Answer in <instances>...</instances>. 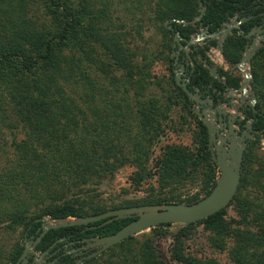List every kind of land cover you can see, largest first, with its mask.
<instances>
[{
	"label": "trees",
	"instance_id": "1",
	"mask_svg": "<svg viewBox=\"0 0 264 264\" xmlns=\"http://www.w3.org/2000/svg\"><path fill=\"white\" fill-rule=\"evenodd\" d=\"M201 1L206 5L201 20L185 25L176 20L196 17L199 0H122L127 13L142 14L132 26L137 33L142 23L158 28L160 42L148 50L130 46L128 21L117 14L115 0H0V135L4 127L20 128L24 134L17 139L12 133L13 154L0 169V224L12 229L22 226L23 239L24 231L33 233L44 215L80 217L133 205L193 203L209 193L219 170L207 147L206 127L174 80L173 30L189 38L200 27L215 31L235 14L239 19L263 8L257 6L259 0ZM34 5H43L50 15L48 25L35 18ZM257 20L259 16L249 18L240 27L247 32ZM237 31L233 29L223 44V56L230 66L244 51L246 38ZM215 45L210 40L192 49L195 67L187 83L190 90L210 94L214 100L222 99L216 90L226 85L237 88L242 80L240 74L217 67L225 80L222 83L198 60L201 56L212 65L206 52ZM159 61L167 63L166 81L152 70ZM250 70L255 108L262 113L255 123L259 129L264 127V44L253 55ZM151 86L157 91L148 95ZM179 104L196 121L197 145L195 149L178 145L164 149L157 172L159 191L140 200L109 204L93 198L97 193L89 196L96 186L88 184H99L130 159L137 166L144 163L151 144L164 132L163 122ZM257 142L251 140L244 150L240 183L230 203L207 218L183 224L172 234L170 251L176 262L221 264L185 253L184 238L193 226L203 224L212 233L210 242L216 248L224 249L228 240L232 242L228 253L235 264H264V162L257 157ZM134 175L139 183L142 174L138 170ZM189 183L199 188L184 195ZM248 187L260 195L250 196ZM231 205L236 217L227 219ZM134 218L51 229L36 248H45L55 235H110ZM170 225L162 223L151 230L160 233ZM87 226L91 227L81 232ZM22 250L21 242L14 244L5 257L0 255V264H14ZM106 253L105 262L97 263ZM98 255L82 264H166L146 235L142 239L129 236Z\"/></svg>",
	"mask_w": 264,
	"mask_h": 264
},
{
	"label": "water",
	"instance_id": "2",
	"mask_svg": "<svg viewBox=\"0 0 264 264\" xmlns=\"http://www.w3.org/2000/svg\"><path fill=\"white\" fill-rule=\"evenodd\" d=\"M199 6V14L193 19L176 21L185 25L194 24L197 21H200L202 15L205 12L206 5H203V2L199 0ZM248 18L249 17H242L238 19L237 15L235 14L215 31H208L207 28L200 27L199 31L191 35L189 38H186L180 35L178 31L173 30L172 46L174 48V62H178L179 54L181 51H184V53L190 59L192 65H194L193 59L189 53L190 47L197 49L198 44H202L205 40H216V48L220 54H223V44L227 36L232 33L233 29H240V25ZM168 22L169 20H166L165 25ZM169 27L172 29V26ZM259 29V26H253L247 32L242 30L241 35L247 38V40L244 44V52L240 60L235 64V67L240 69L243 73V81L239 87L235 89V92L241 93V95L238 97L241 104L245 103V97H250L251 101L249 102V106L253 108V111H256L255 103L257 98L255 93L250 88L252 73L249 67L253 55L262 45V35L257 34L252 38L251 42L248 40V38L259 31ZM180 65V69L174 70V80L176 84L186 93L189 100L194 103L192 109L206 127L208 137L207 147L211 153L213 162L219 170L215 184L209 193L193 203L172 202L133 205L129 207L109 209L99 214L80 217H64L54 219L47 215L42 216L38 219L41 221V224L38 227V230L41 229L40 233L32 244L24 245L23 250L15 264H18L20 261H22V263L27 262L29 254L32 252L35 245L51 229L67 226L87 225L88 223L99 221L101 219H105L101 224H106L114 219L135 217L115 233L92 237V241L88 245H100L98 249L88 255L89 257H93L105 251L112 245L122 241L123 239L146 229L156 227L162 223L190 224L203 218H207L220 209L225 208L230 203L236 194L240 183L241 164L243 160V153L247 144L244 137L245 133H239V130L234 128V116L229 115L230 113H228L225 108L221 107L220 105L212 107L211 101L202 97L197 91H192L189 89L187 82L190 76L187 79L182 77L180 71H183L184 65L183 63ZM204 65L214 77L219 78V74L216 71V66L211 67L205 61ZM193 69L194 67H192L190 73H192ZM232 91L233 89H230V92ZM233 109L236 110L237 107L234 106ZM228 117L229 121L227 123L226 118ZM244 125L247 128H250L247 123ZM90 227L91 226H87L86 228ZM32 264H39V260L35 259Z\"/></svg>",
	"mask_w": 264,
	"mask_h": 264
},
{
	"label": "rangeland",
	"instance_id": "3",
	"mask_svg": "<svg viewBox=\"0 0 264 264\" xmlns=\"http://www.w3.org/2000/svg\"><path fill=\"white\" fill-rule=\"evenodd\" d=\"M115 2L118 10L117 14L123 16V18L128 21L127 30L130 33L128 36L130 46L135 49L142 46L148 50L154 49L159 44L161 39L158 28L153 24H141V21H137V24L142 25V28H140L142 31L137 33L135 28H132V26L134 27L135 21L141 17L142 14L137 12L133 16L125 11L122 0H115ZM33 11L36 19L42 21L45 25L50 23L51 17L49 14L46 15L43 5H34ZM91 69L94 70L95 67L92 65ZM152 70L159 77V79L166 81L169 71L165 61H159L156 63ZM238 72L243 75L240 69H238ZM98 74L101 76L100 72H98ZM116 74L119 75L120 73L117 72ZM155 91H157L155 86H151L148 90V95ZM131 104L134 105L133 100L131 101ZM162 129L164 132L160 135L157 141L151 144L149 152L144 158L143 164L137 166V164L133 162V159L128 160L119 166L112 176L103 178L99 184H88L86 187L96 186L94 190L90 192L89 196L97 193L98 195L93 196V198L105 201L109 204L111 202L117 203L122 199L140 200L147 194H155L158 192L160 188L158 187L157 172L159 169V162L162 160L164 155V149L170 145L186 146L189 147V149H195V146L197 145L198 130L195 119L191 115L187 114L186 110L183 109L180 104L172 108L168 118L163 122ZM12 133L17 136V139L24 136L23 131L20 128L10 129L8 127H4L2 129L0 143H3V141L5 143L3 145V149H0V169L6 165L9 154H13V146L11 144L13 141ZM255 139L258 141V148L256 150L257 157L264 162V134L257 135ZM253 165H256V163H253ZM138 170L142 174V179L139 183L136 181L134 175V173ZM198 188L199 186L197 184L191 185L189 183L183 193L184 195H192L198 190ZM247 189V193L250 196L260 195L253 187H248ZM166 190L167 189H163L162 191ZM79 195L86 197V195L81 192H79ZM33 211L36 212L37 210ZM226 217L227 219L230 217H236V212L232 205L227 208ZM182 225L183 224L173 223L172 225L164 227L160 230V233H154L151 228H149L135 234V236L138 239H142L146 235L149 239H151L155 252L166 264H180L172 258L170 249L172 245V234ZM22 230V226L12 229L7 227L5 223L0 224L1 256L7 254L14 244L20 242L22 243ZM211 235L212 233L205 229L203 224H196L193 226L190 229L189 235L184 238L185 253L201 260L215 259L221 264H235L230 259L228 253L232 242L229 243L230 240H228L224 249H218L210 242ZM107 256L108 253L101 254L97 258L96 262L104 263Z\"/></svg>",
	"mask_w": 264,
	"mask_h": 264
},
{
	"label": "flooded vegetation",
	"instance_id": "4",
	"mask_svg": "<svg viewBox=\"0 0 264 264\" xmlns=\"http://www.w3.org/2000/svg\"><path fill=\"white\" fill-rule=\"evenodd\" d=\"M257 6L263 8V10H260L255 14L248 15L247 17L253 18V17L259 16V20H257L254 23V25L251 26V28L253 26H259L260 29H259V31H257L258 33L256 32L253 35H251L248 38V40L251 42V40L254 36H256L257 34H261L262 35V44H264V0H259ZM242 30L244 31V29L240 27V29H238L237 33L239 35H241ZM246 40H247V38H246ZM207 41H210V40H205L202 44H198V47L202 46ZM176 49H177V46H176ZM192 49H194V48L190 47V50H189L190 55H191ZM173 50H174V48H173ZM173 50H172V57H173ZM206 54H207V52H206ZM197 57H199L198 60L202 61L204 64L205 60L203 58L201 59V56H197ZM191 58L193 59L194 65H192L190 59L187 57V55L184 53V51H181V53L179 54V57H178V62L175 63L173 60V71L176 69H180V67H181L180 64L183 63L184 68H183V71L182 70L180 71V73L182 74V77L184 79H187L189 76H191L190 71H191L192 67H195V59L196 58H194L192 55H191ZM208 65L211 67L216 66L214 62L212 65H210V64H208ZM217 67H219V66H216V71H217ZM219 68H221V67H219ZM174 74H175V72H174ZM213 78H217V77L213 76ZM189 79H190V77H189ZM217 79L220 80L222 83H225V80L223 77L219 76V78H217ZM242 81H243V76H242L241 82ZM241 82H240V84H241ZM230 89H233V91L230 92ZM235 89L236 88H233V87L226 85L223 90H216V93L221 95V97H222V99H216V100H214L210 94L202 95L198 90H195V91L200 93V95L202 97L207 98L209 101H211L212 107H214L216 105H220L221 107L225 108L228 113H230L229 115L234 116L233 126H234V128L239 130V133H242V132L245 133L244 137H245V141L247 142V144H246V146H247L248 143L252 139H255V137L257 135L261 134L264 130V127L259 128V129L255 127V123L258 121V116H261L262 113L258 112L257 109H256V111H253V108L251 106H249V102L251 101V99L248 96L245 97L246 98L245 103L241 104L240 100L238 99V97L241 95V93L235 92ZM191 103L193 106L194 103L192 101H191ZM234 106L237 107L236 110L233 109ZM250 110H251V113H249ZM228 121H229V117L226 118L227 123H228ZM245 123H247L250 126V128H247L244 125ZM39 226L36 227V229L34 230L33 233L28 234V230L24 231V236L22 239L23 247L26 244H32L33 243L35 238L40 233L41 229L38 230ZM85 230H87V228H83L81 230V232H85ZM94 236L95 235H83V236L79 237L78 235H76L74 233H69L66 235H55L54 239H52V241L45 248H42V249L36 248L37 244L40 242L39 241L35 245V247L33 248L32 252H30L27 262L22 263V261H20L18 264H32L35 259L39 260V264H82V263H84L85 260L91 258L88 256L90 253H92L93 251H95L96 249H98L100 247V245H97V246H89L88 245L89 243H91V241H92L91 238ZM16 261L14 262V264L16 263Z\"/></svg>",
	"mask_w": 264,
	"mask_h": 264
},
{
	"label": "crops",
	"instance_id": "5",
	"mask_svg": "<svg viewBox=\"0 0 264 264\" xmlns=\"http://www.w3.org/2000/svg\"><path fill=\"white\" fill-rule=\"evenodd\" d=\"M207 55L215 63L216 66H219V67L223 68L224 70H229L233 75L240 74L238 72V68L235 67V65L230 66V64L225 60L223 54H220V52L216 48V45L210 46L209 50L207 51ZM241 76H243V75H241Z\"/></svg>",
	"mask_w": 264,
	"mask_h": 264
}]
</instances>
